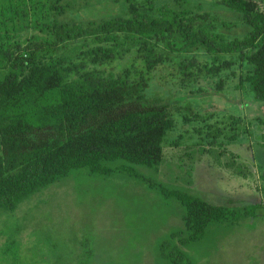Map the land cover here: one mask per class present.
Returning <instances> with one entry per match:
<instances>
[{
	"label": "trees",
	"instance_id": "16d2710c",
	"mask_svg": "<svg viewBox=\"0 0 264 264\" xmlns=\"http://www.w3.org/2000/svg\"><path fill=\"white\" fill-rule=\"evenodd\" d=\"M63 1L0 0L1 221L30 195L72 172H125L124 165L110 167L118 161L160 166L174 116L146 93L161 68L186 91L207 78L222 92L237 77L238 91L245 85L254 102L264 103V13L254 1L216 0L217 10L237 18L228 21L216 10L174 8L186 0H125L119 13L82 23L58 20L73 4ZM239 28L245 32H222ZM243 64L248 70L241 78ZM239 120L232 118V130ZM257 121L264 128V118ZM208 128L210 143H216L221 130ZM258 139L264 144V133ZM175 195L184 210L183 227L158 247L165 264H183L185 249L200 242L212 224L264 216L260 204L218 206ZM6 229L0 233V256L21 264L18 243ZM61 233H40L44 244L30 264H77L79 244ZM61 241L72 243L69 255L54 252ZM95 253L78 257L86 256L84 264H107Z\"/></svg>",
	"mask_w": 264,
	"mask_h": 264
},
{
	"label": "rangeland",
	"instance_id": "374dc122",
	"mask_svg": "<svg viewBox=\"0 0 264 264\" xmlns=\"http://www.w3.org/2000/svg\"><path fill=\"white\" fill-rule=\"evenodd\" d=\"M71 1V9L58 20L99 21L106 12L113 15L122 11L125 2ZM252 1L264 13V0ZM215 2L186 0L174 8L216 10L228 21L237 19L217 10ZM222 32L236 36L245 30ZM198 60L209 61L207 57ZM247 70L243 64L241 78ZM167 73L166 68L156 71L146 93L149 100L161 99L174 116V127L164 138L162 164L148 169L121 161L109 163L112 169L124 165L126 170L113 169L107 175L75 171L30 195L18 211L5 216L6 221L0 220V233L7 232L6 227L12 230L21 264L36 261V248L44 244L39 242L40 233L46 231L75 238L80 246L77 264L87 261L86 256H78H91V252L107 264H165L158 256V247L170 233L183 227L184 210L177 193L218 206L260 204L264 210V144L258 139L264 128L257 121L264 118V103L254 102L245 85L238 91L237 77L234 84L226 83L222 92H216L214 82L207 78H199L198 86L186 91L178 77ZM233 117L240 119L234 130L230 125ZM209 125L221 130L213 144L207 136L213 133ZM71 244L61 241L54 252L69 255ZM184 253L183 264H264V216L212 224L204 238ZM10 262V258L0 256V264Z\"/></svg>",
	"mask_w": 264,
	"mask_h": 264
}]
</instances>
